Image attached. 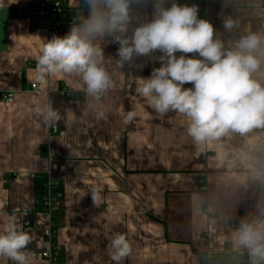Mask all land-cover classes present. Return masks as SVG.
<instances>
[{
  "label": "crops",
  "instance_id": "0c3cea01",
  "mask_svg": "<svg viewBox=\"0 0 264 264\" xmlns=\"http://www.w3.org/2000/svg\"><path fill=\"white\" fill-rule=\"evenodd\" d=\"M43 1L0 0V174L10 177L0 184V232L15 223L31 237L30 264H48L41 257L48 215L37 206V182L51 174L65 194L58 214L59 264H116L108 245L117 233L133 248L120 264H201L207 251L233 248L240 221L257 217V205L264 204V127L229 131L198 149L184 116H159L136 94L138 77L161 66V53L120 69L112 61L118 47L111 38L100 43L115 87L99 105L71 76L52 75L41 84L44 91L31 90L43 44L73 25L52 30L45 19L26 16ZM176 2L197 5L198 17L213 24L226 46L249 33L264 35V0ZM152 4L133 0L134 15L149 20ZM80 14L87 15L86 6L70 0L61 19L75 22ZM227 18L239 22L231 32L223 28ZM4 92H13V99L3 100ZM48 103L61 115L56 134L37 115ZM133 109L137 118L128 123ZM92 187L100 190L98 205ZM0 264L15 262L0 257Z\"/></svg>",
  "mask_w": 264,
  "mask_h": 264
},
{
  "label": "clouds",
  "instance_id": "9594fccd",
  "mask_svg": "<svg viewBox=\"0 0 264 264\" xmlns=\"http://www.w3.org/2000/svg\"><path fill=\"white\" fill-rule=\"evenodd\" d=\"M167 3L153 0L151 18L142 20L133 13V0H79L87 15L80 14L65 36L46 40L36 58L34 80L44 84L52 75L77 78L80 91L99 105L115 87L100 43L111 38L109 42L119 45L118 59L112 61L120 69L136 58L161 53V66L148 77H138L136 94L159 116L170 112L184 116L187 134L198 149L229 131L245 134L264 127V35L249 33L226 46L213 24L198 17L197 5ZM238 26L232 18L223 21L228 32ZM185 84L192 87L185 88ZM37 115L47 126L61 120L51 103ZM137 115L130 110L125 121L131 123ZM90 195L98 205L100 190L92 187ZM257 209L258 216L242 219L232 235L233 248L241 255L246 252L249 264H264V204ZM30 243V235L10 223L0 232V257L30 264ZM108 249L116 264L133 251L129 239L120 233Z\"/></svg>",
  "mask_w": 264,
  "mask_h": 264
},
{
  "label": "built area",
  "instance_id": "2783aa9c",
  "mask_svg": "<svg viewBox=\"0 0 264 264\" xmlns=\"http://www.w3.org/2000/svg\"><path fill=\"white\" fill-rule=\"evenodd\" d=\"M69 5L70 0H44L37 10H26L25 14L29 18L34 16L43 18L46 21L48 29L58 30L67 24L74 23L73 20L65 22L61 19ZM115 46L119 47L117 43H115ZM31 90L36 92L44 91L42 85L38 83H32ZM68 94L73 96L70 92H68ZM13 96V92H4L1 94V98L5 101H11ZM59 130L60 127L58 125L51 127L53 134H56ZM9 180L10 177H3L0 174V184L7 185ZM201 182L202 184L204 183L203 180H201ZM202 189L204 191L207 190V185L203 184ZM64 195L61 182L53 180L50 174L42 183L41 192L37 198V205L48 215V225L43 232L47 248L41 252V257L46 260L48 264H59L63 254V249L57 242V236L58 214L63 206ZM201 264H249V260L246 252L241 255L230 247L229 250L223 252H216L213 250L207 251L203 256Z\"/></svg>",
  "mask_w": 264,
  "mask_h": 264
},
{
  "label": "trees",
  "instance_id": "16d2710c",
  "mask_svg": "<svg viewBox=\"0 0 264 264\" xmlns=\"http://www.w3.org/2000/svg\"><path fill=\"white\" fill-rule=\"evenodd\" d=\"M44 182V180H39V182H37V196L40 194L41 192V185ZM38 206V205H37ZM39 207V206H38ZM40 209V208H39Z\"/></svg>",
  "mask_w": 264,
  "mask_h": 264
}]
</instances>
